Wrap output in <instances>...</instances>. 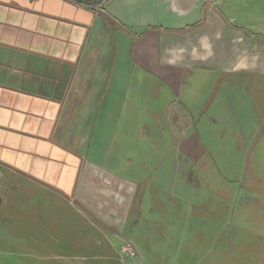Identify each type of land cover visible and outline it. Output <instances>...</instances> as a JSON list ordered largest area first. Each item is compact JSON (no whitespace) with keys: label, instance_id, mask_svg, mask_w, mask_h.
Segmentation results:
<instances>
[{"label":"crops","instance_id":"1","mask_svg":"<svg viewBox=\"0 0 264 264\" xmlns=\"http://www.w3.org/2000/svg\"><path fill=\"white\" fill-rule=\"evenodd\" d=\"M88 2L0 0V238L111 257L171 115L218 99L183 88L264 84V0Z\"/></svg>","mask_w":264,"mask_h":264},{"label":"rangeland","instance_id":"2","mask_svg":"<svg viewBox=\"0 0 264 264\" xmlns=\"http://www.w3.org/2000/svg\"><path fill=\"white\" fill-rule=\"evenodd\" d=\"M209 87L199 76L175 101L184 108L218 95L202 115H171L175 148L143 163L138 216L111 243V257L34 251L2 236L0 264H264V93L251 91L264 84Z\"/></svg>","mask_w":264,"mask_h":264}]
</instances>
